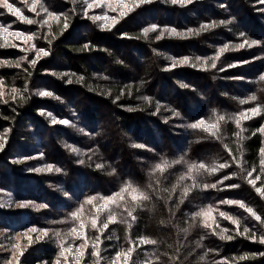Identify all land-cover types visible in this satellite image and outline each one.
<instances>
[{
  "label": "trees",
  "instance_id": "16d2710c",
  "mask_svg": "<svg viewBox=\"0 0 264 264\" xmlns=\"http://www.w3.org/2000/svg\"><path fill=\"white\" fill-rule=\"evenodd\" d=\"M14 1L9 0L11 3ZM62 3L67 9V30L63 28L65 18L48 28L40 23L30 26L17 17L14 22L16 29L25 31L32 28L39 37L35 40L36 47L45 45L46 49H50L49 57L39 60L33 67L29 61L35 58L34 52L0 47V60L11 62V66H0V81L3 82V87H0V93H3L0 96V143L4 145L0 158L8 155L5 151L10 143L11 146L19 143L20 139H27L29 132L26 127L32 125L33 120L30 118L38 121L39 110L47 109L46 103L63 109H78L94 123L93 127L89 126L92 134L84 148L87 155L80 159L85 162L81 164L78 160L77 166H72L68 153L63 152L57 141L52 142L49 152L51 158L60 156L65 161L61 167L65 183H74L66 184L74 202L65 205L64 212L75 211L88 196H107L119 191L125 180L134 181L151 197L137 208L135 221H131L122 209H116L118 216L127 222L118 220L101 235L103 259L100 264H110L117 252L127 251L139 237L156 240L157 243L136 247L130 264H145L146 261L152 264H223L224 261L228 264H264V256H252L253 253L264 252V244L238 235L236 225L220 217L217 211L213 212L216 220L212 228L203 227L200 218L193 219L195 212L211 205L213 209L239 220L241 232L247 227L257 237L264 235V226L238 205L220 203L224 200L243 201L264 218V197L244 178L246 172L255 169L249 179L259 176L256 187L264 186V167L261 166L264 133L258 131L264 127V82L258 79L264 74V59H254L264 57V47L227 51L216 62L217 67H209L208 71L200 70L199 63L196 67L185 65L164 70L172 62L168 57L188 56L195 62V57L214 56L224 44L238 45L244 38L264 42V15L260 14L264 3L260 0H193V3L181 7L170 0H153L129 13L111 31H102L100 24L79 16L75 0ZM222 4L224 7H221ZM8 15L9 12L0 7V17ZM221 20L232 22L188 39L166 36L156 40L157 33H150L148 38H134L140 36L143 28L153 24L184 31ZM241 32L245 33V37L240 36ZM85 44L93 46L94 50L83 51ZM56 55H61L62 65H54L53 73H75L76 76H83L84 81L77 82L75 77L61 78L52 74L49 86L61 99L50 98L42 105L35 95L37 82ZM21 57L28 59L22 60ZM89 61L92 63L84 64ZM243 61L251 63H241ZM17 62L19 67L14 66ZM229 64L239 66L228 68ZM221 67L226 71H219ZM68 79L73 82L68 83ZM181 83L189 87H181ZM127 86H131L130 95L126 91ZM122 90H125L124 94L116 100ZM253 94L258 97L257 101L239 103L240 99ZM78 95H84L85 99L77 98ZM142 96L151 97L153 103L149 105L139 99ZM157 101L162 105L158 112ZM257 105L262 106L261 114L242 121L239 127L234 119L221 122L218 138L182 126L200 118L213 119V109L217 114L235 117ZM130 107L136 110L128 111ZM172 111L180 115L173 117ZM158 132L157 137L155 134ZM134 144L146 147L136 148ZM9 150H15V147H9ZM181 155L187 163L173 165L163 175H150L152 166L160 162L161 157L171 161ZM193 162H203L209 167L227 163L230 167L211 174L201 170L199 174L194 173L193 179L181 181L180 176L187 172V164ZM97 163L105 167L96 169ZM112 169H115V174L109 175ZM75 174L82 182L79 195L72 190L77 185L76 180L71 178ZM225 176L232 178L224 180ZM85 184L90 187L83 189ZM194 184L199 187H192ZM204 184H216L217 187L204 189ZM232 184L240 187H227ZM186 187L191 188L187 197L183 195ZM42 191L55 197L52 190L45 188ZM91 212V206L85 205L82 219L86 223ZM54 214L57 217L54 216L53 220L66 221L70 230L78 223L69 214ZM105 216L107 213L101 219ZM70 230L63 232L60 238L53 234L44 239L46 243L42 244L40 251L42 261L53 264L51 245L56 241L60 244L62 239L65 245L73 247L82 243L68 235ZM252 231L246 235L251 236ZM221 234L231 235L233 239H221ZM87 235L91 245L99 233L89 227ZM92 250L89 246L80 264H95L97 258L91 255ZM245 255L251 258L239 259ZM67 262L75 264L74 257L67 258Z\"/></svg>",
  "mask_w": 264,
  "mask_h": 264
},
{
  "label": "snow or ice",
  "instance_id": "6c2138e0",
  "mask_svg": "<svg viewBox=\"0 0 264 264\" xmlns=\"http://www.w3.org/2000/svg\"><path fill=\"white\" fill-rule=\"evenodd\" d=\"M153 0H81V3L85 6L84 7V16L88 19H91L94 23L95 22H102L99 26L102 31H111L112 28H114L118 23H120V20H122L125 16H127L129 13L135 11L136 8L140 7L142 4L152 3ZM172 4H179L181 7H184L188 4L193 3V0H170ZM260 3H264V0H260ZM39 6L40 11H37V7ZM0 7L6 9L9 13L15 15L22 23L26 24H36L40 23L41 25H49L50 22L53 21H60L61 16H63V13L56 14L54 12L48 11L46 7L43 6L42 0H31V4L28 6V10L36 13L37 16L40 15V12H44L47 14V19H43L41 21H36L34 19H30L23 15L21 10L19 8H16L12 3L9 2V0H0ZM221 7H224L222 4ZM95 8H107L108 11L104 12L102 15H89V12L92 11ZM109 12H115L116 15L112 16L109 15ZM231 20H221L219 22L212 21L210 23H205L200 25L199 28L196 29H186L184 31H178L176 28L171 27H163L161 28L158 25H150L148 27H145L141 30L140 36L134 37V38H148L150 33H157L155 36L156 40L164 39L167 37H174V38H180V39H188L192 36L200 35L202 32L210 31L213 28H216L220 25H225L228 23H231ZM67 18L65 17V22L63 24V28L67 30L68 28ZM123 36H127V34H122ZM12 36L15 37L16 40L21 41L24 45L27 47H21L18 44H11L9 45L7 37ZM241 37H245V33H240ZM0 37H3L5 42L3 44H0V47H19L21 51H31L35 53V58L31 59L29 63L34 67L40 59L43 57H46L51 54L50 49H44V48H37L34 43H31L33 40L39 39L36 33H25L23 31H10L9 27H2L0 26ZM55 38V37H53ZM133 38V37H129ZM49 43H51V40H49ZM255 46L264 47V42H261L259 40H251L249 41L247 38H244L241 43L238 45L230 46L229 44H224L222 47L218 49L216 54L211 57H195L193 62V58L185 56L182 58H174V57H168L169 60H171V64L166 67L165 71H170L176 67H183L185 65H189L191 67H196L197 64H200V70L202 71H208L209 67L215 69L217 67V61L220 60L221 56L231 50H239L243 49L245 47L252 48ZM83 51H91L94 50L93 46H90L89 44H85L83 46ZM106 51V50H105ZM22 60H27V57H21ZM254 59H264V57H254ZM241 63H251V61H243ZM0 64L11 66V62L4 60L0 61ZM14 66L19 67V62H17ZM239 64H229L228 68H235L238 67ZM219 71H226V68L221 67ZM53 75H59L61 78L63 77H75L77 82L84 81L83 76H76L75 73H53ZM103 79H108V77H102ZM259 81L264 82V74L259 76ZM68 83H72V79L67 80ZM181 87H189L187 84L181 83ZM0 87H3V82L0 81ZM15 92L16 90L13 89ZM125 90H122L120 95L116 97V100H119L121 96L124 94ZM126 91L128 94H131V86L126 87ZM110 94V93H109ZM3 93H0V96H2ZM35 95L41 96V97H50L52 99L60 100L61 98L59 96H56L52 91L48 90H39L35 93ZM139 99H142L147 104L151 105L153 103V99L148 96H142L139 97ZM236 99V98H234ZM258 97L253 94L248 96L246 99H240V104H248L250 102L257 101ZM113 102H116L115 100ZM156 104V110L157 112L160 110L162 105L157 101ZM128 111H134L136 109L134 108H128ZM262 111V106L257 105L256 107L249 108L241 113L238 114V116L235 117H226L223 114H217L216 110L213 109V119H204L200 118L192 123H187L182 125L185 128L193 129V130H201L206 133H208L210 136L217 137V133L220 131V125L221 122H225L226 119H234L237 127L240 126L241 122L244 120H250L254 116L260 115ZM41 115H46L49 118H51V122L53 124H63V125H71V121L66 119L57 120L51 112L45 113L41 112ZM180 114L178 112L172 111L173 117H178ZM167 122V121H165ZM74 126V125H72ZM81 132H83V129H80ZM258 131L264 133V127L261 129H258ZM87 134V133H85ZM218 138V137H217ZM66 147H69L70 150L73 153H77L78 155L83 154L87 155V153H81L80 150L76 147H72L71 145H66ZM133 147L136 148H145V145L142 144H134ZM4 145L0 143V151H3ZM91 151V150H89ZM261 155L264 156V149H261ZM91 159V156L88 157ZM84 160H79L78 163L83 164ZM181 163H187L185 161V158L183 155H181L178 159L174 160H168L164 157H161L160 162L154 164L152 166L150 175L155 176L157 173L160 175H163L168 171L169 168H171L173 165L181 164ZM261 166L264 167V160L261 161ZM105 167L102 163H97L95 165L96 169H103ZM226 167H230L227 163H221L219 165H213L209 167L203 162L200 163H188L187 164V172L184 175L180 176V180L183 181L185 179H193L194 173L199 174L201 170L206 171L208 173H215L219 169H223ZM33 171H56L60 172V168H54L53 165H46L45 168H36L33 169ZM255 171L253 169L252 171H248L245 174V180L248 184L252 185L256 192L260 194L262 197H264V186L262 187H256L257 180L260 179L259 176H257L255 179H249V177L252 176V172ZM115 174V169H112V172L109 173V175ZM231 176H225L224 180L231 179ZM157 182H159L157 180ZM220 183H223V181H220ZM192 187H199V185H192ZM216 184H204L203 188H216ZM229 188H238L240 185L238 184H232L227 185ZM191 191V188L186 187L184 188L183 195L187 197ZM67 195V193H65ZM151 199L148 192L142 190L138 185L135 184L132 180H125L120 188L119 191L112 193L111 195H101V194H95L92 196H88L85 198L84 202L80 205L78 209L71 212L69 214L70 218L73 221H77L78 223L76 226L72 227L70 232L68 233L69 236L73 237L74 239L81 240L82 243L75 247V252H73V246L65 247L63 242L60 244L61 252L60 257L67 260V256H65V253H68L69 255H72L74 257L75 264H80V261L82 260L85 252H87L89 246L93 249L91 252V255L96 257L95 264H100V261L103 259V256L101 255V248L100 244L102 243L100 237L104 234L105 231L109 229L110 224H115L120 220V222H127L126 220L121 219L116 209H122L124 213H126V216L131 219V221H135L137 219L136 215L134 213L136 212L137 208L142 206V203L144 201H148ZM183 203V200L180 201ZM30 202H22L18 206L21 208L28 207ZM221 204H228V205H238L241 209H243L245 212H247L258 224L261 226H264V218L261 217V215L257 214V212L252 209L251 207H248L243 201L240 200H224L220 201ZM85 205L91 206L92 212L91 215L88 217L87 223L85 222L82 217L84 216L85 212ZM47 207V205H39L37 208H44ZM217 211L218 215L220 217H223L224 219H228L232 222V224L236 225V232L238 235L246 236V238H249L253 240L254 242H259L260 244H264V235L257 237L255 232L251 229L245 227L244 230L240 231V222L237 219H233V217L227 215L223 211H219L218 209H213V207L210 205L207 208H203L193 214V219L200 218L202 221V225L205 228H212L213 224L215 223L216 217L213 216V212ZM107 213V216L104 217L102 220L101 217L104 216V214ZM209 221H212L210 223ZM55 223V221H54ZM129 228L131 227V224L128 225ZM96 230L99 235L95 237L94 242L89 245V237L87 235V229L88 228ZM216 227H219L216 225ZM32 232H39L41 237L48 236V230L46 229H36L32 228L30 229ZM186 231V230H185ZM227 232V229L224 230ZM250 231H252L251 236H247ZM215 234V232H214ZM56 236H60V233H55ZM39 238V237H38ZM221 239H233V236L231 235H220ZM29 244L32 243V237H27ZM134 246L129 247L127 251L125 252H117L115 258L110 262V264H130V261H132V253L135 251L136 247H139L140 245H147V244H156V240L148 239L146 237H139L137 241L132 242ZM2 246V245H0ZM15 247H19V245H16ZM20 255H23V251L19 253ZM264 256V252L261 253H253L252 256ZM251 257L245 255L239 257V259H249ZM11 264V262H9ZM16 264H19V260L16 261ZM56 264H61L60 259H57ZM145 264H152L151 261H146ZM223 264H228L227 261H224Z\"/></svg>",
  "mask_w": 264,
  "mask_h": 264
},
{
  "label": "rangeland",
  "instance_id": "374dc122",
  "mask_svg": "<svg viewBox=\"0 0 264 264\" xmlns=\"http://www.w3.org/2000/svg\"><path fill=\"white\" fill-rule=\"evenodd\" d=\"M65 1L67 2L68 0H42L43 6L46 7L48 11L56 14L63 13L60 21H53L50 22L49 25L42 26L48 28L52 23H59L65 18L67 9L64 3H62ZM75 2L78 5V15L84 20L92 21L84 16L85 6L81 3V0H75ZM12 4L16 8H19L24 16L30 19L36 21L47 19V14L42 11L40 15L37 16L36 13L28 10L31 0H15ZM37 11H40L39 6L37 7ZM106 11H108L107 8H95L89 12V15H102ZM108 14L113 16L116 13L109 12ZM260 14L264 15V10H262ZM15 18L16 16L11 13H9L8 16L0 17V26L9 27L10 31H22L21 29H16L14 25ZM95 23L101 24L102 22L98 21ZM28 25L34 26V24ZM23 32L35 33L32 28ZM7 40L9 45L18 44L21 47H27L21 41L16 40L15 37L8 36ZM4 42V38L0 37V44ZM31 43L35 44V40ZM6 48L12 47L8 46ZM15 48L20 50L19 47ZM42 48L46 49L45 45ZM47 57H49V55L40 60ZM137 57L139 59L138 55ZM89 63L92 62L89 61L84 64L88 65ZM54 65H62L61 55H56L55 58L51 60V63H48L49 69L46 68L42 71L44 75L41 80L37 82L38 89L36 92L39 90L52 91L53 87L51 88L49 86L51 83H49L48 80L53 74L52 69ZM0 66H2V64H0ZM37 98L41 100L42 105L44 101L46 102L50 99V97H41L38 95ZM77 98L85 99L84 95H78ZM46 105L47 109L39 110L37 115L39 117L38 121L34 118H30L33 120L31 121L32 125H27L26 127V130L29 132L27 139H20V141H18L19 143H13L11 146L10 143L5 151V154L8 152V155H5V158H0L2 164L0 166V245H2L0 246V264H9V262H11V264H16L17 260H19V264H46V262L42 261V257L40 256V251H42L41 246L43 243H46L44 239L57 232L60 233V238L64 235L63 232L70 230V227H67L69 224H67L66 221L53 220V218L56 215L54 213L57 212L64 213L65 215L70 214L69 211L66 210L67 212H64L63 209L65 205L69 206L74 202V198L69 194V187L67 188L66 184L71 185L74 183H65V173L61 168L62 165L65 164V161L60 156L51 158L49 152L51 150L50 148H52V142L57 141L63 152L65 151L68 153L67 157L71 160V165L76 167L77 161L81 159L83 154L78 155L77 153H73L66 145L76 147L81 153H84L87 140L92 134L89 132V126L93 127L94 123L87 117H84L82 111L78 109H63L61 106L49 103H46ZM41 112H51L57 120H69L71 121V125L53 124L51 118L46 115H41ZM34 124L35 127L33 126ZM176 127L181 128L180 125ZM80 129L84 131L81 132ZM159 134L158 132L155 135L158 137ZM5 143L6 140L4 141V144ZM9 147H15V150L10 151ZM49 164L53 165L54 168H60L61 171H33V169L36 168L43 169ZM71 178L73 181L76 180L77 184L72 187V190L79 195L82 182L78 181L76 174ZM88 187L90 186L85 184L83 189ZM45 188L50 191L52 190L55 197L47 195L46 192L42 191ZM65 193H67V195H65ZM22 202L30 203L28 207L21 208L18 205ZM42 204L47 205V207L38 209L37 206ZM43 224H45V227H42ZM32 228L46 229L48 230V236L41 237L39 232L30 231ZM29 236L32 237L31 244H29L27 239ZM55 237L58 236L55 235ZM61 242H63L65 247H69L65 245L64 240L61 239ZM60 244L56 241L55 244L51 245L54 258L53 264H56L57 259H60L61 264L68 263L67 260L60 257ZM16 245H19V247H15ZM74 249L73 247V250ZM21 251H23V255L19 254ZM65 256L69 258L72 255L65 253Z\"/></svg>",
  "mask_w": 264,
  "mask_h": 264
}]
</instances>
